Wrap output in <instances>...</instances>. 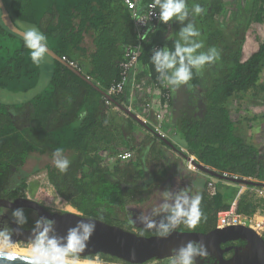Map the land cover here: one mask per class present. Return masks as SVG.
I'll return each mask as SVG.
<instances>
[{
  "label": "trees",
  "instance_id": "trees-1",
  "mask_svg": "<svg viewBox=\"0 0 264 264\" xmlns=\"http://www.w3.org/2000/svg\"><path fill=\"white\" fill-rule=\"evenodd\" d=\"M5 1L21 27H38L55 53L73 61L105 90L120 79L125 50L139 42L123 0ZM149 1L153 0H141V7ZM191 1L189 9L198 3L205 11L190 15L183 24L175 20L169 25L160 23L141 42L143 72L160 86L150 58L157 45L174 47L176 36L166 38L171 23L177 34L191 21L200 30L201 50L215 46L220 53L218 60L194 73L181 98L171 95L173 113L164 130L204 165L264 182V136L260 138V128L251 123L264 119V111L256 114L248 105L251 97L264 99V0ZM90 31L95 35L92 50L85 45ZM45 57L50 61L44 58L39 65L31 61L21 35L4 25L0 10V88L28 92L41 84L44 70L48 74L47 84L40 85L28 100L0 102V197L17 195L28 188L31 174L45 169L56 194L84 215L123 225L119 218L127 222V217L120 213L127 215V208L148 207L161 201L163 191L183 189L201 198V217L190 231L216 228L217 212L232 205L239 183L219 179L217 193L210 195L205 172L188 169L186 159L163 139L112 101L108 104L99 89L62 61ZM123 95L114 97L123 103ZM148 111L146 117L151 118L154 113ZM233 111L248 115L234 118ZM136 124L147 134L137 136ZM56 148L64 149L71 162L66 172L56 169L52 160L44 166H29L32 158L52 159ZM123 150L136 151V155L126 161L113 160ZM258 207L264 204L250 192L235 204L243 213H253ZM134 228L139 234H155L128 224L127 229ZM177 229L189 230L183 225ZM96 256L129 264L105 253ZM167 262L159 260V264Z\"/></svg>",
  "mask_w": 264,
  "mask_h": 264
},
{
  "label": "clouds",
  "instance_id": "clouds-1",
  "mask_svg": "<svg viewBox=\"0 0 264 264\" xmlns=\"http://www.w3.org/2000/svg\"><path fill=\"white\" fill-rule=\"evenodd\" d=\"M151 9H158V19L164 24L172 21L184 23L189 16H199L205 9L195 3L191 9L187 0H153ZM154 13V12H153ZM24 47L29 51L30 59L39 65L49 51L47 36L36 26L26 28L21 34ZM174 47H162L153 51L151 64L158 74V80L175 93L181 86L189 85L194 73L202 72L205 66L219 59L220 53L215 46L206 51L197 26L189 21L175 34ZM148 149H145L147 151ZM52 163L61 173L67 171L70 160L64 154V149L56 148L52 154ZM199 195H192L187 190L163 191L158 206L145 214L142 212L135 218L136 223L146 231H153L158 238L167 239L179 225L189 230L195 229L200 217ZM61 211V209H57ZM5 212L0 207V215ZM16 229L9 231L8 227H0V242L7 249L11 244L12 235L28 224V216L23 207L11 210ZM156 217H160L156 219ZM96 231L92 220H79L74 227L67 230L66 235L56 233L55 221L48 217H40L31 229V251L27 257L29 264H79L80 255ZM207 247L203 242L188 241L178 249L173 250L167 264H197L198 258L207 255ZM17 259L11 250L0 251V260L11 264Z\"/></svg>",
  "mask_w": 264,
  "mask_h": 264
},
{
  "label": "water",
  "instance_id": "water-1",
  "mask_svg": "<svg viewBox=\"0 0 264 264\" xmlns=\"http://www.w3.org/2000/svg\"><path fill=\"white\" fill-rule=\"evenodd\" d=\"M0 10L1 21L4 25L20 35L25 29L14 20L5 0H0ZM47 54L62 61L74 72L90 84L94 85L106 98L163 139L168 145L179 152L185 159L201 171L218 179H227L241 184L264 186V182L225 175L216 169L197 161L195 158L189 156L184 151L183 147L177 145L175 141L171 140V138L156 131L151 123L145 120L141 115L132 111L129 107L115 99V97L107 90L94 83L89 77L81 72L80 69L71 66L67 61L63 60L62 57L55 53L50 47ZM1 203L10 208L28 207L35 210L39 217H48L54 220L56 233L58 235H66L67 230L74 227L79 220L85 219L94 221L96 224V231L91 237L87 248L81 253L80 257L82 258L105 253L117 257L129 264H144L152 259H169L173 254V250L178 249L181 245L188 241H199L206 245L208 254L217 257L215 264H264V237L259 235L252 228L243 225L228 226L225 228L216 227L206 232L176 229L167 239H161L155 234L149 236L139 234L133 230L125 228L124 226L110 223L100 218L87 216L79 211H52L39 201L29 198L21 197L15 201L2 200ZM16 228L17 226L13 223V229ZM31 229L32 228H22L18 232L14 231L12 241L15 243L18 241L30 243L32 235ZM236 241H244L245 243L243 245L232 244L227 247H222V244L224 243ZM231 249L234 250V253L228 258L225 257L224 253ZM16 256L17 259L12 261L11 264H29L27 259L29 255L16 253ZM199 259L201 258H198V260ZM0 264H9V262L6 260H0Z\"/></svg>",
  "mask_w": 264,
  "mask_h": 264
},
{
  "label": "built area",
  "instance_id": "built-area-1",
  "mask_svg": "<svg viewBox=\"0 0 264 264\" xmlns=\"http://www.w3.org/2000/svg\"><path fill=\"white\" fill-rule=\"evenodd\" d=\"M123 1L126 4L127 9L130 12V16L134 22V27L137 31L139 42L125 50L123 60L121 61V77L117 82L112 84L107 91L113 96L115 94L119 95L122 93L128 95L129 100L127 101V107H129L132 111L136 112L134 109L138 107V105H142V107L148 113V109L151 110V112L154 113V117H147L149 120L147 118H143L149 121L151 125L153 124L152 126L156 131L167 136L168 133L164 130V127L167 123L166 121L168 118V112L171 109L169 99L172 95V92L168 87H165L164 85H158L154 80L151 79L149 74L144 73L143 70L146 67L140 61V56L142 53V39L146 37L149 31L154 30L160 23H162L158 19L159 10L151 9L149 7L153 1L147 2L143 7L140 5L141 0ZM159 48L160 45L155 46V49ZM62 59L67 61L71 66H76L73 61H68L65 56H63ZM162 98H164L165 101L162 100ZM107 103L111 104L112 102L107 99ZM133 157H135L133 150H123L120 151L116 157L113 158V160L121 159L122 161H126ZM184 162L191 170H195L197 168L187 159ZM224 174L239 178V176L234 174ZM218 183V178L208 174L207 189L210 195H215L217 193ZM238 186L239 191L232 205L227 209H221L217 212L216 227L225 228L228 226L243 225L252 228L259 235L264 237V207H258L253 213L238 212L235 209L236 200L246 192H250L264 204V186H255L241 183H239ZM147 263L159 264V259H152Z\"/></svg>",
  "mask_w": 264,
  "mask_h": 264
},
{
  "label": "rangeland",
  "instance_id": "rangeland-1",
  "mask_svg": "<svg viewBox=\"0 0 264 264\" xmlns=\"http://www.w3.org/2000/svg\"><path fill=\"white\" fill-rule=\"evenodd\" d=\"M233 1V0H231ZM190 3H194V1L192 2L191 0H187V4ZM45 59H47V61L49 62L50 59L48 57H45ZM48 65V64H45ZM44 65V66H45ZM47 70H44L42 72V76H41V84H39L38 87L28 91V92H10L6 89L0 88V102L5 103V104H16V103H22L26 100H28L31 96L35 95L39 90H40V85H45V83L47 84L48 82V78H47ZM186 89H184V86H181L175 93L180 95V98L184 95V91ZM262 97V96H260ZM255 98V97H251V99L249 100V106L250 108L255 111L256 114L263 113L262 111H264V104L262 101H264V99L261 100V98ZM140 105H138L139 107ZM136 110V112L138 113L139 111H137V107L134 109ZM139 115H141L142 117H144L145 119L147 117H145V115H148V112H146V110L144 109V111L140 112ZM242 115H248L247 112L245 113L244 111L241 112H235L233 111V117L234 118H238L241 117ZM252 124H255V126L260 128V133L262 132V135H260V138L262 136H264V119L261 118V120L258 121H254L251 122ZM153 125V124H152ZM140 133L141 135L139 136H144L146 134V131L143 129H140ZM167 137L172 138V135H170L169 133L167 134ZM174 138H172L173 140ZM175 141V140H174ZM263 140H260V142H262ZM176 142V141H175ZM261 146L264 147V141L261 143ZM135 155H136V151H134ZM47 160H52L50 159V157L48 158V156H43L42 158H32L30 159V163L29 166L32 167L35 164L39 163L41 164H45V162H47ZM185 161V160H184ZM44 166V165H41ZM189 168V166H186ZM191 170V169H190ZM193 171H198L197 168ZM205 178L208 179V174H204ZM28 188L30 187L33 191H35V194L38 198H40L50 209L57 211V209H61V211H65V210H71V211H77L76 209H73L71 207H69V205L62 199L60 198L54 188L51 186V184L49 183L48 177H47V173L46 170H40L36 173L31 174L28 177ZM160 201L155 200L153 202V205H150L148 207H144L142 209L137 208L135 205L132 207L133 209H128L127 208V215L125 212H123L122 214L120 213V215L127 217V222L126 221H122L124 218H119L121 224V226H124L125 228H128V224H134L135 226H138L139 223L134 222L135 218L140 215L142 212H144L145 214H147L151 208L158 206ZM121 216V217H122ZM158 218V217H156ZM135 232H137L138 229L134 228L132 229ZM1 248H5L0 246ZM6 249V248H5ZM8 250H13L15 252H19V250L17 248L11 247L9 246L7 248ZM23 253H27L30 254V251H26ZM79 262H84V263H92V264H111L110 262H105L102 259H100L98 256H94V257H88V258H82L80 257V261ZM112 263H116V264H125V263H119V262H112ZM144 264H148V263H144ZM153 264V263H151Z\"/></svg>",
  "mask_w": 264,
  "mask_h": 264
},
{
  "label": "flooded vegetation",
  "instance_id": "flooded-vegetation-1",
  "mask_svg": "<svg viewBox=\"0 0 264 264\" xmlns=\"http://www.w3.org/2000/svg\"><path fill=\"white\" fill-rule=\"evenodd\" d=\"M29 198V199H33V200H37L40 203H42L43 205H45L46 208L50 209L40 198H38L35 194V191H33L30 187L26 188L24 190H22L21 192H19L17 195L15 196H11V195H5V196H1L0 197V207H4L5 208V212L3 215H0V227H8L9 231H11L13 229V221H12V217H11V210L15 209V208H19V207H15V208H10L7 206H4L1 201L2 200H9V201H15L18 198ZM25 209L26 215L28 216V224L25 225L23 228H32L36 222L37 219H39V215L38 213L28 207H23ZM52 210V209H50ZM54 211V210H52ZM140 225V224H139ZM142 226V225H140ZM206 232V231H204ZM245 242L244 241H236V242H227L222 244V247H227L229 245H243ZM0 245L4 246L3 243H0ZM11 247L21 249L19 250V252H26L28 246H31V243H26L23 241H18L15 244H11ZM234 253V250L231 249L228 252L224 253L225 257H230L232 254ZM202 259V260H201ZM201 259L197 260V264H215V262L217 261V257L215 255H206L205 257H202Z\"/></svg>",
  "mask_w": 264,
  "mask_h": 264
},
{
  "label": "crops",
  "instance_id": "crops-1",
  "mask_svg": "<svg viewBox=\"0 0 264 264\" xmlns=\"http://www.w3.org/2000/svg\"><path fill=\"white\" fill-rule=\"evenodd\" d=\"M176 32H177V29L174 28L173 23H171V25L169 26V28H168V30H167L166 38H167V39H168L169 37L173 38V37L175 36V33H176ZM94 36H95V35H94L93 31H92V32L90 31V32L86 33V36H85V45H86L90 50H92V49L94 48V45H93V42H94L93 37H94ZM164 39H165V38H164ZM172 94H173V98H175L176 94L173 93V92H172ZM123 97H124V102H123V103L126 105V104L128 103L127 101L129 100L128 95L124 94ZM137 109H138L137 111H139L138 113L144 111V108L142 107V105L139 106V107H137ZM172 113H173V106L171 105V109L169 110L168 115H167V116H168L167 121L171 119V115H172ZM149 117L153 118L154 115L151 114ZM167 121H166V122H167ZM134 128H135V129H134V133H135L137 136L141 135V133H140V132H141L140 129H143V128L140 127L138 124H136ZM143 130H145V129H143ZM145 131H146V130H145ZM146 134H147V131H146Z\"/></svg>",
  "mask_w": 264,
  "mask_h": 264
},
{
  "label": "bare ground",
  "instance_id": "bare-ground-1",
  "mask_svg": "<svg viewBox=\"0 0 264 264\" xmlns=\"http://www.w3.org/2000/svg\"><path fill=\"white\" fill-rule=\"evenodd\" d=\"M0 246H2V245H0ZM2 247H4V246H2ZM0 250H8V249H5V248H1L0 247ZM27 251H31V246H28V248L26 249ZM11 251H13V250H11ZM15 252V251H14ZM15 253H21V254H27V253H23V252H15ZM27 255H29V254H27ZM79 263H83V264H90L89 262L88 263H84V262H79ZM92 264V263H91ZM99 264V263H98Z\"/></svg>",
  "mask_w": 264,
  "mask_h": 264
}]
</instances>
